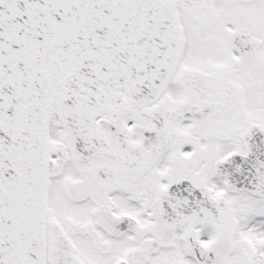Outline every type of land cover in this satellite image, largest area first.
<instances>
[{
	"label": "snow or ice",
	"instance_id": "obj_1",
	"mask_svg": "<svg viewBox=\"0 0 264 264\" xmlns=\"http://www.w3.org/2000/svg\"><path fill=\"white\" fill-rule=\"evenodd\" d=\"M0 264H264V0H0Z\"/></svg>",
	"mask_w": 264,
	"mask_h": 264
}]
</instances>
